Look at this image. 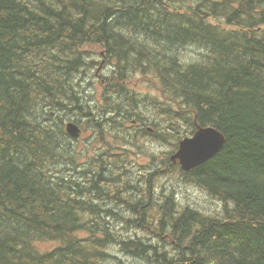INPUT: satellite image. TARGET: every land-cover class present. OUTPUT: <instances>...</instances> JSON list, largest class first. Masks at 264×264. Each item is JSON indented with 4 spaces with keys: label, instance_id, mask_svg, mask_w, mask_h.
Here are the masks:
<instances>
[{
    "label": "trees",
    "instance_id": "1",
    "mask_svg": "<svg viewBox=\"0 0 264 264\" xmlns=\"http://www.w3.org/2000/svg\"><path fill=\"white\" fill-rule=\"evenodd\" d=\"M90 45L163 69L166 140L185 117L190 135L196 123L225 133L211 159L175 167L220 201V212L173 194L162 203L155 190L132 189L131 175L113 183L105 174L132 171L126 158L121 170L97 158L102 172L96 183L91 172L90 188L61 173L82 153L61 123L46 121L54 109H80L81 83L72 78ZM126 71L104 77V86L110 107L131 122L139 113L127 108L138 95L121 85ZM150 193L151 206L140 209ZM118 203L130 208L129 220ZM105 216L157 242L118 237ZM52 240L62 245L39 246ZM0 264H264V0H0Z\"/></svg>",
    "mask_w": 264,
    "mask_h": 264
},
{
    "label": "rangeland",
    "instance_id": "2",
    "mask_svg": "<svg viewBox=\"0 0 264 264\" xmlns=\"http://www.w3.org/2000/svg\"><path fill=\"white\" fill-rule=\"evenodd\" d=\"M95 47V45L85 47L86 53L82 54L84 61L81 62L80 69L74 72L72 78L76 81V83H81V86H78L80 92L78 91V89H75V94L77 93L80 97V109H75L74 107L76 105L74 103L68 105V108L63 110L54 109L53 113L49 115L50 117L46 121H57L58 123H61L63 125L64 130L65 125L68 122H76L77 124H80L83 128L86 126L90 133L87 136L81 135L78 138L71 137L67 133L64 134V136L69 139L68 141L70 142L72 148L74 150L81 151L82 158L80 159V162H72L69 160L66 164L63 165L65 169L61 173H68L73 176V178H81V183H83L84 186L85 182H89L88 180L91 171H95L96 173L101 172L100 169L94 166V162L97 160V158L101 159L102 162L109 163L112 168L116 167V165L119 164V170H121V164L118 160L126 158L133 165L134 172L129 174H127L126 172L125 175H131L132 179L137 183L140 179V175H142L143 172L146 171L147 176L151 172H153L154 167L158 166L159 162L158 159L155 158V156H157L160 152H166V155L168 156L173 154V152L176 151V145L179 141V138L182 137L185 133L189 136L190 134L187 132H191V127L193 126L190 124L191 120L189 118H183V121H181L178 125V130H173V132L176 133V136H171V138L167 140L164 137V139L161 140L162 143L153 145L150 151V155L146 153V144L151 143L150 141H148V139L142 146L133 151L128 149L123 143H119L116 139H109V136L112 133H119L124 136L121 130L125 127L132 126L134 120L136 119V116H132L133 118L131 122H126L125 118L120 119V113L117 112L116 107H110L109 103L115 102V99L112 97H106V94L112 89H106V87L104 86V77L111 76L114 73V69L113 65H111L107 57L99 58L97 56L94 51ZM102 50L106 53V50H104V48H102ZM194 51L195 49L190 52ZM129 55L130 58H132L131 53ZM51 62L52 61H50L49 63ZM132 63L135 62L132 61ZM116 67H118V64L116 65ZM84 78H86V82L82 81ZM89 82L91 83V85H89ZM129 85L139 91H142L143 94L147 93V96H150L155 100H160L161 98H164L161 95L160 89L158 88V83L156 81L155 76L149 78L147 75L134 72L133 80L129 82ZM116 92L117 91H114L115 95ZM109 94L110 93H108L107 95ZM139 96L140 97L138 100L131 101V106H129L127 110L131 114L137 111L139 114L148 116L152 120L161 119L164 121L165 124H167L165 121L167 116L164 113L165 111H163V108H158L154 105V107L158 109L150 111L151 105H148V103L146 102V95L139 94ZM133 105H141V111L134 109ZM85 113H93L96 115L85 116ZM126 114L128 113L126 112ZM111 126H113L114 128L109 129ZM152 127L153 126L150 125V128ZM147 130L150 131L149 128H147ZM136 133L137 137L142 136L141 133L137 131ZM128 154L130 156L129 158L127 157ZM132 158L139 163L137 166H135ZM167 160L168 159H166V161ZM143 166L149 168L144 170L143 172H140ZM162 166L164 167V164ZM175 167L177 166L172 164L169 165L167 167L168 174L159 179L161 186L160 193L163 196L174 193L177 202H183L185 205H191L200 208L204 211H208L211 214L220 212V210L222 209L221 202L209 195V192L201 188L200 186L195 185L194 183L185 182L180 179V174L178 172L179 168L176 169ZM122 175L124 174L120 173L116 174L115 176H109L108 174H106L108 178H112L113 183H117V181H122ZM90 186L91 184L85 185L84 188H90ZM82 192H84L83 194H85L88 191H85L82 188ZM94 200H98V202L104 203H106V201H109L106 200V198L104 199V201L101 200L100 197L95 196ZM85 201L89 203L88 199H85ZM102 205L104 204L102 203ZM97 210L100 212L103 211L102 209H96L95 211ZM128 210L129 208H127V211ZM119 211L122 213L123 216L126 217L127 220L131 218L129 217L130 214L127 213V211H125L124 209H120ZM103 219L104 223L107 225L106 228H108V230L111 232L113 230V234L117 235L120 238L128 239L130 236H140L144 238H149L150 241L157 242L156 236H149V234L142 232L139 229L140 227L136 229L135 226L128 224L126 220H124L125 218H120L119 220H116V222L112 221V219H109L106 216L103 217ZM110 227L112 228V230ZM114 230H118V232ZM80 234L81 236H85L86 238H89L92 235L90 231L85 230H82ZM100 235L102 236L103 232H101ZM61 245L62 243L60 241L52 240L48 242H41L39 246L42 249H50L54 246Z\"/></svg>",
    "mask_w": 264,
    "mask_h": 264
},
{
    "label": "bare ground",
    "instance_id": "3",
    "mask_svg": "<svg viewBox=\"0 0 264 264\" xmlns=\"http://www.w3.org/2000/svg\"><path fill=\"white\" fill-rule=\"evenodd\" d=\"M189 67V66H188ZM135 94H137V93H135ZM138 95V99H139V94H137ZM137 99V100H138ZM162 101L163 100H155V99H153L152 97H150V96H147L146 95V102L148 103V105H151V108H152V110H155V109H158V108H163V111H165V108L163 107V104H164V101H163V104H162ZM154 105L156 106V107H158V108H156V107H154ZM141 110V109H140ZM139 110V111H140ZM151 120V121H150ZM159 122H162V124L161 125H158V123ZM76 125V126H78V127H80V128H83V127H81V125L80 124H77L76 122H72V121H70V122H68L66 125H65V131H66V133L69 135V136H71V137H75V138H78V137H80L81 135H74L73 133H71V131L69 130V127H71V125ZM150 125H152L153 127L152 128H150ZM166 125L165 123H164V121L163 120H161V119H154V120H152V119H150L148 116H145V115H142V114H139V116H136V119L134 120V122H133V125L132 126H128V127H125L124 129H122L121 131H122V133H123V135H124V137L125 138H127L129 141H131V142H133L134 141V143H133V146H135V147H137V146H140V145H143L142 143H139V141H138V137L136 136L137 135V133H136V131L138 132L139 130H138V128H142L143 129V133H141L142 134V136H140L139 137V140L141 139V138H144V137H146L148 140L150 139V138H154V140H153V145H155V144H159V143H162L161 142V140L162 139H164V137H165V133H166V131H165V129H164V126ZM198 126H202V125H200V124H197L196 123V127H195V131L197 130V128H198ZM204 126H211V127H213L215 130H217L218 132H220L221 134H220V138H218L215 142H211V143H208L204 148H202L200 151H198L197 153H195L194 155H192L189 159H191V158H194V157H197V156H202V157H205L206 155H207V152H208V150H212V149H214L218 144H217V141H219L221 144H222V147L224 146V144H225V142H226V135H225V133H223L220 129H218L217 127H215V126H213V125H204ZM147 128H149L150 129V131H148L147 130ZM155 131H157V132H161V134H162V137H158V136H155L154 135V133H155ZM128 135H133V138H128ZM190 136V135H189ZM188 135L187 136H185V137H180L179 138V141L177 142V145H176V151L175 152H173V154H171V155H169V158H168V160L167 161H169V163H170V165L172 164V165H176V166H178L179 164H180V158L179 157H177L176 155L179 153V151H180V141L182 140V139H184V138H186V137H189ZM146 139V140H147ZM221 147V148H222ZM220 151V150H219ZM218 151V152H219ZM217 152V153H218ZM216 153V154H217ZM215 154V155H216ZM214 155V156H215ZM128 156H129V154H128ZM165 156H167L166 155V152H160L157 156H155V158H157L158 159V162L160 161V159L161 160H163L164 162L162 163V165L164 164V168L166 169V173L165 174H161V177H163V176H165V175H167L168 174V171H167V164H166V157ZM175 156V158H173ZM130 157V156H129ZM212 158V157H211ZM211 158H209V159H211ZM208 159V160H209ZM208 160H206V161H208ZM206 161H204V162H199V163H194V164H192L191 166H189L187 169V171H189V170H191V169H194V168H196L197 166H199V165H201V164H203V163H205ZM198 164V165H197ZM160 165V162L158 163V166ZM196 165V166H195ZM157 166V167H158ZM157 167H154L153 168V172H155V174L153 175V176H159V173L158 172H156L155 171V169L157 168ZM183 170H184V168L183 167H181ZM152 176V177H153ZM148 179H150V184H152L151 182H152V178H148ZM147 179H144L143 181H146ZM171 194H173V196H174V193H171ZM168 197H171V196H169V195H165V198H164V200L162 201V203H165L166 202V200H167V198ZM175 197V196H174Z\"/></svg>",
    "mask_w": 264,
    "mask_h": 264
},
{
    "label": "water",
    "instance_id": "4",
    "mask_svg": "<svg viewBox=\"0 0 264 264\" xmlns=\"http://www.w3.org/2000/svg\"><path fill=\"white\" fill-rule=\"evenodd\" d=\"M69 130L74 135H80V128L76 125L72 124L71 127H69ZM220 134V132H218L211 126H198L196 132L192 136L182 139L180 141V151L176 155L181 159V166L185 170H188V167L192 164L199 162L202 163L213 157L222 147V144L219 141H217L218 145L214 149L208 150L205 157H202L200 155L189 159L192 155L204 148L208 143L215 142L218 138H220ZM173 158H175V156Z\"/></svg>",
    "mask_w": 264,
    "mask_h": 264
},
{
    "label": "flooded vegetation",
    "instance_id": "5",
    "mask_svg": "<svg viewBox=\"0 0 264 264\" xmlns=\"http://www.w3.org/2000/svg\"><path fill=\"white\" fill-rule=\"evenodd\" d=\"M94 115H96V114H93V113H90V114H87V113H85V116H94ZM114 127L113 126H111L109 129H113ZM83 129V131H82V136H87L86 135V133H89V130H88V128L85 126L84 128H82ZM138 132L139 133H143V129L142 128H138ZM90 134V133H89ZM128 138H133V135H128ZM146 137H144V138H141L140 140H139V137H138V141H139V143H142V144H144L145 142H146ZM127 157L129 158V156L127 155ZM133 162H134V160H133ZM160 165L155 169V171L156 172H158L159 173V176H153L152 177V184L151 185H149L148 183H145V181H143L144 180V178H146V177H149L150 175H147L146 176V171L145 172H143L142 173V175H140V179L138 180V182L136 183H134L133 184V186H131V188L133 189L134 188V186H136V185H140V184H142L143 186H144V188L145 187H147V188H150L151 189V193L153 192V190H155V193H156V199H158V201H160V202H162L163 200H164V198H165V196H163L161 193H160V188H161V186H160V182H159V179L161 178V174H165L166 173V169L162 166V163L164 162L163 160H161L160 159ZM134 164H135V162H134ZM129 170H132L131 172H127V174H129V173H133L134 172V167H133V165L131 164V162L129 163ZM91 172H93L94 174H95V176H96V180H95V183L97 182V179H98V174H100L101 172H99V173H96L95 171H91ZM122 174H125V173H122ZM106 175V174H105ZM90 177V176H89ZM91 187V186H90ZM151 193H150V196H149V198L150 199H148V198H146V194H141V199H140V209H143V210H145L146 208L145 207H149V206H151V204H152V199H151ZM149 202H150V204H149ZM122 204H124L125 205V207H122L119 203L118 204H116V205H114V208H117V209H124V210H127V206H126V204L125 203H122ZM147 207V208H148ZM130 209V208H129ZM128 212V211H127Z\"/></svg>",
    "mask_w": 264,
    "mask_h": 264
}]
</instances>
